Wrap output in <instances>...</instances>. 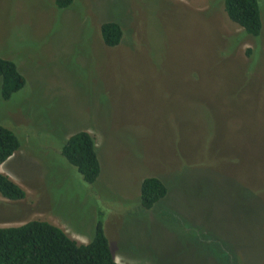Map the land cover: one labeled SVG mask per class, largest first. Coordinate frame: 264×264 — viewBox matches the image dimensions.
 <instances>
[{"label": "rangeland", "instance_id": "rangeland-1", "mask_svg": "<svg viewBox=\"0 0 264 264\" xmlns=\"http://www.w3.org/2000/svg\"><path fill=\"white\" fill-rule=\"evenodd\" d=\"M259 5L254 36L224 0H0V56L26 80L0 95L20 141L0 173L25 191L0 195V226L42 220L86 243L100 217L118 264H264ZM106 21L121 25L116 46ZM79 130L94 138L93 183L61 154ZM149 176L167 193L145 209Z\"/></svg>", "mask_w": 264, "mask_h": 264}, {"label": "trees", "instance_id": "trees-1", "mask_svg": "<svg viewBox=\"0 0 264 264\" xmlns=\"http://www.w3.org/2000/svg\"><path fill=\"white\" fill-rule=\"evenodd\" d=\"M73 0H55L59 8ZM229 19L246 33L258 36L262 29L259 0H224ZM103 42L110 47L121 41L123 30L115 21L100 26ZM0 95L9 99L26 83L16 63L0 56ZM20 146L17 135L0 125V164ZM63 157L76 168L83 180L93 183L100 174V162L94 138L85 130L70 134L61 148ZM167 187L156 176L145 177L140 184V204L152 208L165 197ZM0 195L11 200L25 197V191L8 176L0 173ZM0 264H118L98 217L92 238L79 243L59 226L42 220H30L17 226H0Z\"/></svg>", "mask_w": 264, "mask_h": 264}]
</instances>
